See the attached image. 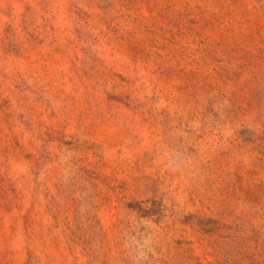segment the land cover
I'll return each mask as SVG.
<instances>
[{"label":"rangeland","instance_id":"1","mask_svg":"<svg viewBox=\"0 0 264 264\" xmlns=\"http://www.w3.org/2000/svg\"><path fill=\"white\" fill-rule=\"evenodd\" d=\"M0 264H264V0H0Z\"/></svg>","mask_w":264,"mask_h":264}]
</instances>
